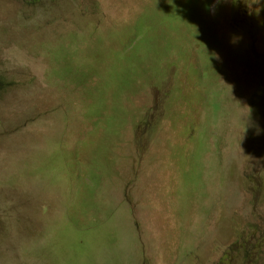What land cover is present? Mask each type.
<instances>
[{
    "label": "rangeland",
    "instance_id": "rangeland-1",
    "mask_svg": "<svg viewBox=\"0 0 264 264\" xmlns=\"http://www.w3.org/2000/svg\"><path fill=\"white\" fill-rule=\"evenodd\" d=\"M243 238L264 0H0V264H217Z\"/></svg>",
    "mask_w": 264,
    "mask_h": 264
},
{
    "label": "trees",
    "instance_id": "trees-1",
    "mask_svg": "<svg viewBox=\"0 0 264 264\" xmlns=\"http://www.w3.org/2000/svg\"><path fill=\"white\" fill-rule=\"evenodd\" d=\"M260 244V243H259ZM263 246V245H262ZM261 246V247H262ZM255 244L248 243L246 238L239 239L235 241L229 248H227V252H225L224 255H222L221 259L218 261L217 264H228L229 259L232 257L235 261H242L246 264L247 260L252 256L253 252H256L259 254L261 247L259 246L256 249H254Z\"/></svg>",
    "mask_w": 264,
    "mask_h": 264
},
{
    "label": "clouds",
    "instance_id": "clouds-1",
    "mask_svg": "<svg viewBox=\"0 0 264 264\" xmlns=\"http://www.w3.org/2000/svg\"><path fill=\"white\" fill-rule=\"evenodd\" d=\"M262 250H264V245L261 247L260 252H261Z\"/></svg>",
    "mask_w": 264,
    "mask_h": 264
}]
</instances>
